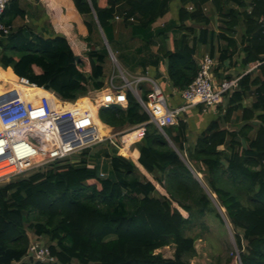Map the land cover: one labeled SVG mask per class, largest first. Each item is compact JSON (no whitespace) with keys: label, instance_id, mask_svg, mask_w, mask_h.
<instances>
[{"label":"trees","instance_id":"trees-1","mask_svg":"<svg viewBox=\"0 0 264 264\" xmlns=\"http://www.w3.org/2000/svg\"><path fill=\"white\" fill-rule=\"evenodd\" d=\"M72 1L74 8L65 13L82 17L88 31L84 38L72 31L68 36L46 37L24 26L12 30L15 18L24 17L26 11L18 0L10 3L2 17L11 32L0 37L1 78L16 82L20 76L28 77L71 100L106 87L110 53L98 38L99 25L114 53L111 39L120 35L118 42L136 70L165 60L168 78L177 90L196 77V53L202 44L208 45L212 57L217 56L219 77L218 69L239 54L241 76L225 103L217 105V118L194 140L182 115L177 123L164 127L173 144L151 121L134 143L137 158L119 153L121 142L116 138L110 143L111 153L105 151L110 159L107 169L82 157L0 183V264H30L25 261L29 231L48 237L56 258V262L32 264H74L75 260L77 264H192L189 259L196 254L198 237L187 234V228L207 213L221 217L204 184L225 212L240 255V262L233 255L205 264H264V0ZM173 2L177 3L173 17L155 27ZM214 22L219 23L218 32L211 27ZM158 39L161 45L155 52ZM215 40L225 42L218 55ZM255 63L259 64L243 73ZM140 85L147 102L152 84ZM250 96L254 99L246 104ZM127 97L126 107L99 110L100 119L115 130L150 120L130 90ZM233 122L236 129L225 127ZM170 245L173 257L157 251Z\"/></svg>","mask_w":264,"mask_h":264},{"label":"built area","instance_id":"built-area-1","mask_svg":"<svg viewBox=\"0 0 264 264\" xmlns=\"http://www.w3.org/2000/svg\"><path fill=\"white\" fill-rule=\"evenodd\" d=\"M12 1L0 0V36L11 32V26L2 17ZM113 57L117 61L114 55ZM216 64V59L210 53L200 59L194 80L186 88L179 90L184 99L180 106L169 105L158 81L143 73L130 75L119 65L122 83L117 84L112 75L106 82V87L95 89L94 96L86 97L88 102L81 101L82 97L75 100L62 98L54 90L41 87L28 77H18V85L46 93L40 94L38 91L27 94L17 85L15 89L12 86L0 95V183L23 177L59 161H75L70 159L73 155L105 141L115 142L116 138L121 142L119 153L128 155L130 146L145 134L146 124L151 121L166 135L164 127L177 123L178 117L189 108L200 104L206 108L215 106L224 102L225 97L235 89L240 77L219 81L214 73ZM258 64L255 63L253 68ZM142 81L152 84L148 102L142 98L138 86ZM8 83L10 86L11 82ZM129 90L150 115V120L119 130L103 124L99 118V110L111 105L126 107ZM101 123L104 128H109L108 132H102ZM27 259L56 262L49 245L32 240L25 257Z\"/></svg>","mask_w":264,"mask_h":264},{"label":"crops","instance_id":"crops-1","mask_svg":"<svg viewBox=\"0 0 264 264\" xmlns=\"http://www.w3.org/2000/svg\"><path fill=\"white\" fill-rule=\"evenodd\" d=\"M18 2L20 4V6L26 11V14L24 17L19 16V17L15 18V20L12 24V30L16 29L20 26H24L28 30H30L32 33L41 34V35H44L46 37L52 36L55 34L68 36V35H70L71 31L74 33L73 34L74 36H78L81 38H84L88 35L87 28L83 24V19L79 14H75V15L70 16V15L65 13V9H67V8L73 9L74 8V3L72 0H18ZM174 4H175L174 11L169 12L163 18H160L154 24L155 27L164 25L167 21H169L173 17L174 12L177 9V3H174ZM214 23H217V22H214ZM214 23L212 24L211 27L216 29V31L218 32L219 30H218L216 24H214ZM101 36H102V32L100 31V35L98 38L100 39ZM235 38H236V35H235ZM224 43L225 42H223V41L219 42V41L215 40V45L217 48L216 51L221 46V44L223 45ZM160 45H161V40L158 39L157 45L153 47V50L155 52L158 51ZM135 46H137V45H135ZM166 46L170 48V42L169 41L167 42ZM209 50H210V48L208 47V45H205V44L200 45L198 47V51L196 53L197 61L199 62L200 59L206 53H210ZM218 53H219V50L216 52V55H218ZM215 59L217 61V64L214 68V73H215L216 78H221V76L224 74V72L227 73L228 75L230 73V75H233V78H237V77L241 76V73H240V75L236 77L234 70H233V69H235V70L241 69V71H242V68H241V65L239 62L241 57L239 56V54H236L233 57L232 61L228 60L224 64V66H221L220 69H218L220 77L215 72V70L219 66V61L217 59V56L215 57ZM106 64H107V61H106ZM166 67H167L166 62H165V60H163V63H160L158 66L147 65L145 69L139 68L137 70V72L135 73V75L140 74V73L147 74L148 76H150L153 79H155L156 81H158V83L162 87L165 94L167 92L172 93L171 95L173 96L174 101L172 103H169V105L180 106L184 103V99L182 98L179 90H177L176 88H174L172 86L170 79L168 78V75H167ZM252 69H253V65H251L243 73H246ZM105 70H106V66H105ZM223 79H227V78H223ZM222 80H220V81H222ZM6 82L7 83L11 82L10 86H12V84L14 83V81H12V80L3 79V82L0 83V95H2L4 93L1 90V87H2L1 85L5 86ZM10 86H8V87H10ZM38 91L40 94L46 93L42 90H34V89L31 90L29 93L33 94V93L38 92ZM86 97H88V96H84L83 100L85 99V102H88V98H86ZM148 101H149V98H148L147 102ZM250 103H248V104H250ZM217 105L212 106V107H207V108L204 107L203 109H201L200 108L201 104H200L197 106H193V107L189 108L186 112L182 113V116L188 122L189 135H190L191 140L196 139L197 135L200 132H202L205 128H207V126L209 125V123L213 119L217 118V117H215L219 111ZM101 122L103 124L107 125L108 127L114 129L112 126L104 123L102 120H101ZM234 125H235V122H233V124H227L225 127H228L229 129H236V127H234ZM100 128L103 132H106L109 130V128H104L102 126V124H101ZM165 136L167 137L170 144H173L171 139L168 137V135L166 134ZM220 148L224 149L225 147L223 145H221ZM128 155L131 157H134V158H137L139 156V149L135 146V144H132L130 146V148L128 150ZM142 172L144 174L146 173V171H143V170H142Z\"/></svg>","mask_w":264,"mask_h":264},{"label":"rangeland","instance_id":"rangeland-1","mask_svg":"<svg viewBox=\"0 0 264 264\" xmlns=\"http://www.w3.org/2000/svg\"><path fill=\"white\" fill-rule=\"evenodd\" d=\"M174 8H175V4L173 2L171 4V11L170 12H173ZM214 24H216L217 27L219 25L218 22L214 23ZM241 34H242V30L238 27L237 34H236V38L238 40L240 39ZM119 36L120 35L114 34V38L111 39V45H112L115 53L119 56L120 60L118 61V59H117V61H116V59L113 57V55L110 54L108 59H107V64H106V82L113 75L115 82L117 84L122 83V77H121V73H120L118 65L121 68H124L130 75H134L137 72V70H136L137 68L132 65L133 64L132 58L127 59L125 57L126 51L123 50V45L118 42ZM101 39L104 42L103 44L107 45L103 32H102ZM109 46H110V44H109ZM110 48H111V46H110ZM111 50H112V48H111ZM112 52H113V50H112ZM115 53L113 52L114 56L116 57ZM233 70H234L236 77L239 76L240 73L242 72L241 69L240 70L233 69ZM226 75H228V74L224 72L222 77L217 78V79H219V81H220ZM229 75H230V73H229ZM129 77L132 78L131 76H129ZM1 82H3V78L0 77V83ZM1 86H2L1 90L4 92V90L9 88L8 87L9 83L6 82L5 86H3V85H1ZM139 87L141 89L142 85H140ZM94 92H95V90H92L89 93V95H87V96H90V95L94 96ZM171 94L172 93H169V92H167L165 94L167 97L168 103H172L174 101V98ZM253 99H254V96H251L246 100L245 103L248 104ZM81 101H85V99L83 100V97H82ZM223 103H225V101L222 102V104ZM235 118H236L235 121L238 122V124H239L240 118H239L238 114L235 115ZM238 124L236 123V125H234V127L237 128ZM110 143L113 144L115 142L114 141H105V142L98 144V145H96L90 149H87L88 152L86 153L85 156L83 154L79 153V154L73 155V157H71L70 159H74L75 161H79L80 159H82V157H85V158L89 159L90 161H93L92 165H98L99 168H101V169H107V167H105V166H107V165L109 166V160L110 159H109V156L106 155L105 151L107 150L111 153ZM195 173H196V176L204 184L201 176L196 171H195ZM204 186L206 187V190L211 194V196L213 197V199L217 203L215 195L210 191V189L205 184H204ZM217 205H218V203H217ZM217 209H218V212H219L221 217H218L216 213H207L206 215L202 216L200 219L193 222L186 230L187 234L194 235V236L198 237L196 240V254L192 258L189 259L190 263H192V264H198V263L205 264V263H208L211 260H214L218 257L225 259L226 257L233 256V255H235L238 259V262H240L239 249H238L235 237H234L233 228L230 225L229 220H228L225 212L223 211V209H221L219 205H218ZM29 236H30V239L32 241L40 242L44 245H50V241H49L48 237H46V236L38 237L32 231H29ZM157 251L161 252L165 257H173L174 246H171V245L166 246V247H163ZM25 261L27 263L29 262L30 264L35 262L34 260H28V259ZM74 264H77L76 260L74 261Z\"/></svg>","mask_w":264,"mask_h":264},{"label":"bare ground","instance_id":"bare-ground-1","mask_svg":"<svg viewBox=\"0 0 264 264\" xmlns=\"http://www.w3.org/2000/svg\"><path fill=\"white\" fill-rule=\"evenodd\" d=\"M12 85H13V89H15V88H16L15 86H17L18 83L14 81V83H13ZM17 87H19L20 89H23V90L25 91V93H29L31 90H33V89L28 88V87H23V86H21V85H18ZM11 88H12V86H10V87L7 88L6 90H4V93H5L6 91H8L9 89H11ZM108 131H109V130H108ZM108 131H106V132H108ZM102 132H103V131H102ZM106 132H103V133H106Z\"/></svg>","mask_w":264,"mask_h":264},{"label":"water","instance_id":"water-1","mask_svg":"<svg viewBox=\"0 0 264 264\" xmlns=\"http://www.w3.org/2000/svg\"><path fill=\"white\" fill-rule=\"evenodd\" d=\"M99 27H100V29H101V31L103 32V29L101 28V26L99 25ZM103 34H104V36H105V33L103 32ZM105 40H106V43H107V47H108V50H109V53L110 54H112V55H114L113 54V52H112V50H111V48H110V46H109V42H108V40H107V38H106V36H105ZM199 179V178H198ZM200 180V179H199ZM201 181V180H200ZM203 184V183H202ZM209 193V192H208ZM210 194V193H209ZM210 196H211V194H210ZM211 198H212V200L214 201V203L216 204V206L218 207V205H217V203L215 202V200L213 199V197L211 196ZM240 256V255H239Z\"/></svg>","mask_w":264,"mask_h":264}]
</instances>
